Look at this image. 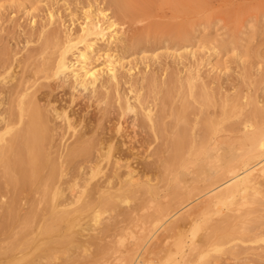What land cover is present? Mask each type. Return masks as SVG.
I'll return each mask as SVG.
<instances>
[{
  "label": "rangeland",
  "instance_id": "obj_1",
  "mask_svg": "<svg viewBox=\"0 0 264 264\" xmlns=\"http://www.w3.org/2000/svg\"><path fill=\"white\" fill-rule=\"evenodd\" d=\"M112 1L0 0V88L11 85L12 79L16 76L17 78L15 79L21 77L27 79L28 86H31L33 90L37 87L39 89V84L45 83L48 85L39 90L38 93L44 89L50 91L51 87L49 84L55 83V76L52 73L50 76L45 75L39 71V67L49 59L50 61L55 59L57 53L63 47V41L67 33L76 35L79 32L81 24L84 21L90 20L93 16L100 18L101 23L107 18H111V20L116 19L117 27H114H125L128 36L135 32L150 37L151 42L149 44L144 41L133 49L126 51L127 53H122L123 55L118 51H115L113 54L119 58L124 56L122 62L127 65V69L132 68L133 75L135 74V77L141 79V84L137 86L144 87L143 89L141 88V93L147 97V100L150 99V105L154 108L153 112L163 118L165 116V121L174 122L182 126L185 124L184 119L182 116L176 117L175 115V111L178 112L182 104V98L180 97L184 96L190 101L192 100V108L187 112L189 113L187 114L188 132L194 139H200L202 134L200 126L203 125V121L213 120L214 132H211L207 137L209 140L207 145H210V148H203L199 142H196L194 143L196 147L192 146L189 149H185L182 153V158L173 166H169L162 161H155L157 164L149 162L144 158V155L146 153L153 154L154 152L152 151L157 149L161 144V140L157 138L155 131L147 128H144V131H142L141 127L138 128L136 126L137 137L141 140L137 142L138 145L135 142L139 147V149L135 150L138 152V155H136V158L123 161L124 163L122 162V166L119 167L120 175L118 174L119 177L117 178H108L115 169L111 165V162L107 161L108 158L97 161L96 158L87 160L84 157H79L75 159L76 161L59 163L55 167L57 173L54 172V176L50 181L48 180V183L44 180L43 185L40 187L41 189L36 188L37 192L30 189L20 191L22 193L17 198L18 203H16L15 207L17 206V209L23 212L28 209L31 199L34 196H38L43 187L45 188V184L50 185L47 187L48 192H51V199L47 201L48 203L42 204L44 210L42 218L33 226V231L30 235L33 237V241L26 247L18 244L14 238L13 231L6 227L4 223L7 207L14 203L11 196L13 194L12 188L7 187L5 181H2L0 184V200H2L0 201V264H45V262L46 264H214V223H226L225 217L231 213L236 218V222L245 221L248 227L252 226V229L243 230L244 226L241 223L233 222L234 226H236L234 229L236 232L239 230L241 238L234 235L227 237L219 236L215 238V243L222 244V252H227L228 250L231 252L234 248L241 247L242 251H240L236 259L231 261H237L238 264H264V183H262V181L264 182V175L260 172L261 170L255 171L258 183L248 187L246 192L243 193L244 196L241 192H235L234 196H231V200H229L233 201V203L228 201V205L222 202L218 204V199L216 198L215 207H211V212L207 209V206L213 198L210 193L207 194L209 188L205 187L204 178L202 179L201 175H198L199 170L204 169V167L200 166V162L206 161L208 169L214 166V170L220 169L222 171L226 167V158L236 155V153L240 154H237L238 158L241 157L239 162L235 163V166L238 165L236 169H239H237V172H243L248 168V165L249 167L255 166L256 168L261 165V163H258L263 155L260 157L256 156V158L250 156V153L247 152L249 147L247 138L257 133L264 136V0H135L136 4L145 5L146 8H143L144 10L138 14L137 19H126L135 25V27H132L133 30L130 31L128 30V24L122 22V25L121 20L117 19L120 15ZM179 7L185 9L181 10ZM170 25H174L172 27L173 35H176L177 29L178 31L186 30V38L179 39V37L168 35L167 29L170 28ZM138 27L139 29L137 30L136 28ZM5 57H8L10 63H12L11 70L9 69L7 72H4L2 68V62ZM71 57L73 56L71 55ZM102 60L103 57L96 60V62L99 63ZM122 71L126 72L127 70L122 69ZM174 71L179 77V81L182 80L186 84V88L184 89V94L181 92L182 87L181 90L177 89L178 93H181L180 97L177 96V93H175L177 97L173 96L176 99L174 102L175 109L177 108L173 112L171 106L161 103L162 99H160V95L163 93L164 86H161L159 81H163L168 76V73ZM149 76L155 77L157 81L159 80L156 85H148V80L143 82L144 84L142 83L143 78ZM14 82L16 80H13ZM189 82L192 83V86L195 85V95L190 92ZM129 88V83L122 82L120 86L121 93L126 94L130 92L128 91ZM201 89L206 96L198 94ZM87 93L89 92H86V95H88ZM53 96L58 99L54 104L58 112L60 111L59 113H64L67 110L68 114H73L72 109H75L76 106L66 107L65 101L59 98V96L67 97L63 94L61 88L53 91ZM218 96L221 98H217ZM219 101L220 104H218ZM231 102L232 104H230ZM225 103L226 106H224ZM203 104H206L207 107ZM158 105L164 110H161ZM7 106L6 104H2L0 109H4ZM251 106L255 110H252ZM99 107L101 108L102 105ZM109 107H107L108 111L105 112L102 119L99 116L102 115L101 111L94 105L78 110V113L73 117V128L64 127L59 130L60 134L56 137L57 144L52 149V154H56V156L64 155L66 153V146H63V144H67L75 138L76 134L72 136L74 132L79 133V131L86 130L88 131V136L100 137L107 134V132L108 134L119 135L124 130H132L130 122L136 114L138 115L139 109L121 117L113 112V108ZM258 107L261 109L259 110L260 112L258 111ZM138 108L140 107L138 106ZM197 109L199 112H197ZM159 110L161 111L159 112ZM226 110L229 111L227 112ZM194 113H196V116ZM191 118L196 121L191 120ZM108 122L110 125H108ZM232 125L235 127L240 126L241 129L234 128ZM105 127L108 128L106 129ZM119 128H121L120 133H116ZM62 130L63 132H61ZM9 135V133L4 134L5 137H9ZM141 135L143 137L147 136V138H143ZM167 136L170 137L169 135ZM148 139L150 141H147ZM143 142L145 145L140 146ZM149 144L151 145L150 148ZM146 146L148 148L147 152L145 151ZM208 151L214 157L211 156L209 158ZM122 152L129 151L125 149ZM165 153L167 155L169 151L166 150ZM129 168L132 171L131 173L128 171ZM1 170L2 167L0 166V173ZM172 171L175 172L172 173ZM102 180L105 182L103 183ZM131 180L135 184H132ZM100 182L105 186L109 185V189L121 186L125 192L130 190L129 187L131 185H134L135 191L133 193L126 192L127 197L124 196L125 198H118L114 208L96 207L95 204L98 200L99 192L93 186ZM222 182L220 180L214 183V187ZM175 184L179 185V190H182V192H190L192 195L189 196L187 194L182 198L183 201L182 199L178 200L174 191ZM75 185L77 189H75ZM60 186H62V189ZM224 186L218 189H224ZM148 187L152 189V192L148 191ZM172 187L173 190L171 189ZM175 189L178 188L176 187ZM54 191L57 193L52 198ZM216 191L217 189L214 193ZM221 192L224 193L225 189ZM68 194L70 198L74 195L73 199H70ZM68 199L70 200V204ZM71 200L74 201L71 202ZM51 201L54 205L64 209L65 217H63L56 228L42 229L47 225L48 217L51 219L49 212ZM55 201L58 202L56 203ZM87 202L93 203L92 210H90L91 207L89 208L90 211L83 209ZM188 203L190 204L187 205ZM201 203L204 205L203 207ZM137 207L140 208L137 209ZM214 209H219V212L213 214ZM193 214L194 217L192 216ZM241 215L244 216L241 217ZM157 217L163 218H161L162 220L158 224H155L152 221ZM146 220L149 222L147 223ZM242 238L244 241H242ZM226 240H232V244ZM53 241L56 243L53 244ZM228 255L226 254L225 257ZM44 258H48V261ZM43 259L44 262L42 261ZM80 259L83 260L81 261Z\"/></svg>",
  "mask_w": 264,
  "mask_h": 264
},
{
  "label": "bare ground",
  "instance_id": "obj_2",
  "mask_svg": "<svg viewBox=\"0 0 264 264\" xmlns=\"http://www.w3.org/2000/svg\"><path fill=\"white\" fill-rule=\"evenodd\" d=\"M112 3L114 5V7L117 8V11L119 12V15L121 16V17L116 16L117 19H120L121 23L123 22L124 24H128V26H129L128 30L129 31L133 30L132 27H135V25H133L134 23H131L127 20L137 19L138 14L146 8L145 5L136 4L135 0H113ZM179 8H181V7H179ZM182 9L183 8H181V10ZM123 23H122V25H123ZM116 25H117L116 19L111 20V18H107L104 22L101 23L100 18L93 16L90 20L84 21V23L81 24L79 32L76 35H74L72 33H67V36H66L65 40L63 41V45H62L63 47L57 53L55 59L53 61H50V59H49L45 64L40 65V67H39V71L43 72L45 75L50 76V74L52 73L55 76V83L49 84V86L51 87L50 91L44 89V90L40 91V93H38L39 90H41L44 87H47L48 85L45 83H42L41 85L39 84V89H37L38 88L37 87V88H35V90H33V88H31V86H28L27 79H25L24 77L15 79V78H17L16 76L12 79V82L10 81L11 85H7L5 83V85H7L8 87L3 86L2 88H0V106L2 104L3 105L6 104V106H7V104H8V106L5 107L4 109H0V166L2 167V170L0 173V184L2 181H5L6 186L12 188L13 194L11 196H12V202L14 203V204H10L9 207H7L4 223H5L6 227L10 228V230L13 231L15 240H17L18 244H20L23 247H26L27 245L32 243L33 237L30 235H31V232L33 231L32 230L33 226L36 223H38V221L42 218V213L44 211L42 208V204L47 202L49 199H51L50 198L51 192L50 193L48 192V187H47L49 184L48 185L45 184V188L43 187V190L42 191L40 190L39 195L34 196L31 199V202L29 204L28 209L23 211V212L22 211L20 212L17 209L18 208L17 206L15 207L16 203H18L17 198H19L18 197L19 194L22 193L20 191H25L27 189L36 190V188L41 189L40 187L43 185L44 180L48 183V180L50 181L52 179V177L54 176V172H56L55 167L58 166L59 163H63L64 161L65 162L66 161H69V162L74 161L76 158H79V157L80 158L84 157L87 160L88 159L91 160V158L92 159L96 158L97 161H101L103 159L108 158L107 161L111 162V165H113L115 168L112 171V173L109 175L108 178H110V179H114V177L117 178V177H119L118 174L120 172L119 167L122 166V164L124 163L123 161H129L131 158H136V155H138V152H136L135 150H137V148L139 149V147L137 146L138 145L137 142H140L141 140L137 137V130L135 128L136 126H138V128L141 127L142 131H144V128L151 129L152 131H155L157 138H159L161 140V144L157 147V149L155 151H152V152H154L153 154L152 153H149V154L146 153L144 155L145 156L144 158L147 159L149 162L162 161L169 166H173L182 158L183 151L185 149L191 148L192 146H195L194 143H196V142H199L200 146L203 148H208V147L210 148V145L209 146L207 145L208 141H209L207 139V137L211 132H214L213 120L209 119V120L203 121V125L200 126V128L202 130V134H201L200 139L197 138V139H199L198 141H197V139H194V137L189 134L188 127H187L188 126L187 125V114H189V113H187V112L189 109L192 108L191 106L193 103L191 102L192 100L190 101L187 97H184V96L180 97L179 96L181 93L180 92L178 93L177 89L181 90V87H182L181 92L184 94V89L186 88V84L182 80L179 81V79H178L179 77L177 76L175 71L172 73L171 72L168 73V76L166 78H164L163 81L161 80V82H160L158 80L159 84L161 86H164L163 87V93H162V95H160V97H161L160 99H162L161 103H163V105L168 104V106H171V109L174 112V109L176 107L174 105V102L176 101V99H175V97L173 98V96H176L175 93H177V96L182 98L181 99L182 104L180 105V103H179L180 109L178 110V112L175 111L176 112L175 115H176V117L182 116L185 124L180 126V124L170 122V121H165L164 114H163V116H164V118H163L162 116H159V114H156L153 112L154 108H152L150 105V103H151L149 101L150 99L147 100V97H145V95H143L141 93V91H142L141 88L143 89L144 87L143 86H141V87L137 86L138 84H141V79H139L138 77H135L134 76L135 74L133 75L132 68L127 69V65H125L122 62V59H124V56L119 58L118 56L113 54L115 51H118L121 54L125 53L126 51L133 49L135 46H138L139 44H141L144 41H146L149 44V42H151L150 37L144 36L140 33L137 34L135 32H134V34H131L130 36H128L126 34L127 29H125V27H122L119 24L122 28L121 27L116 28L117 27ZM114 26H116V27H114ZM154 27H156V26L154 25ZM172 27H174V25H170V28L167 29L168 35H170L172 37H179V39L186 38V36H187L186 30L178 31V29H177L176 35H173ZM175 27H177V26L175 25ZM136 29L138 30L139 27ZM122 33H123V35H121ZM30 53H31V51H30ZM71 55L73 57H71ZM101 57H103V60L101 62L97 63L96 60H98ZM39 59H40V57H39ZM20 60H22V59H20ZM33 62H32V64H33ZM2 63L1 64H2V68L4 69V72H7L12 67V63H10V59H8V57H5ZM23 67H24V65H23ZM31 69H32V66H31ZM122 69H125L127 71L123 72ZM16 70H18V69H16ZM35 78H36V76H35ZM124 79H125V81H124ZM13 80H16V82L13 83ZM145 81H147L148 85L149 84L156 85V83L158 82L157 79L153 76H149L146 78L144 77L142 83ZM122 82H126V83L130 84V88L128 91H130L132 93H130V92H127L126 94L121 93L120 86H121ZM162 84H164V85H162ZM194 86H192V83L189 82V89H190V92L193 93V95H195V91H196V90H194ZM197 87H198V85H197ZM57 88H61L63 91V94L67 96V97L64 96L65 98L59 96V98H61L62 101H65L66 107L70 108V107L76 106L75 109H72L73 114L72 113H71V115L68 114L67 110L64 113H59L60 111L58 112V109L56 108V106L54 104V103H56V101L58 99L53 96V91L57 90ZM127 88H128V86H127ZM158 88H159V86H158ZM126 91H127V89H126ZM86 92H89V93H87L88 95H86ZM122 92H123V90H122ZM160 92H161V90H160ZM187 92H189V91H187ZM155 93H156V91H155ZM150 94H151V92H150ZM198 94L200 96H203V95L206 96V94L204 93V91H202V89ZM158 95H159V93H158ZM219 97L220 96H218L217 98H219ZM195 100H197V99H195ZM200 100H201V98H200ZM197 101H199V100H197ZM229 101H230V99H229ZM223 102H224V100H223ZM255 103H256V101H255ZM104 104H105V106H104ZM218 104H220V101L218 102ZM230 104H232V102ZM93 105L95 107H98L99 111H101L102 115H99L100 119H102L103 118L102 116H104L105 112L108 111V108H107L108 106H110L109 108H113V112H115V114H117L121 117L128 115L130 112L136 111L139 109L138 115L134 112L136 115H135L134 119L132 118V121L130 122L131 124L129 123L132 130L127 129V130H124L120 133L121 128H119V130H117V132H116V133H120L119 135H112V134H108V132H107V134L100 136V137H93V136L90 137V136H88V131H86V130L79 131V133L74 132L72 136H74L76 134L75 138L71 142L68 141L69 143L63 144V146H66V153L64 155L61 154V155H57V156H56V154H52L53 153L52 149H54V147L57 144L56 137L60 134L59 130L61 128L63 129L64 127H69V128L72 127L73 128V126H72L73 117H74V115H76L78 113V110L84 109L86 106L89 107V106H93ZM101 105H102V107L100 108L99 106H101ZM160 105H158V107H160ZM203 105L206 106V104H203ZM222 105H223V103H222ZM138 106L140 108H138ZM224 106H226V103ZM161 107H162V105H161ZM206 107H205V109L208 110ZM219 107H220V105H219ZM251 107L253 108V106H251ZM210 108H211V106H210ZM161 110H164V109L161 108ZM161 110H159V112ZM165 110H166V108H165ZM252 110H255V108H253ZM259 110H261V109H259V107H258V111ZM197 112H199L198 109H197ZM91 113H93V112H91ZM214 113H215V111H214ZM194 114L196 116V113H194ZM252 114H254V113H252ZM192 115H191V117L194 118V116H192ZM85 116H86V114H85ZM99 116H97V117H99ZM173 117H175V116L173 115ZM212 117H213V115H212ZM260 117H261V115H260ZM177 120H178V118H177ZM191 120H193V119L191 118ZM244 120H246V119H244ZM248 123H250V122H248ZM105 124H104V126H105ZM254 124H255V122H254ZM108 125H110L109 122H108ZM228 126L230 127V125H228ZM124 127H125V124H124ZM232 127L241 129L240 126L235 127L232 125ZM94 128L96 129L95 125H94ZM226 129H229V128H226ZM70 130H73V129H70ZM222 130H221V132H222ZM109 131H110V129H109ZM196 131H198V130H196ZM61 132H63V130ZM6 133L10 134L9 137L4 136V134H6ZM167 135H169L170 137H168ZM141 137H143V136L141 135ZM145 137L147 138V136H145ZM145 137H143V138H145ZM218 138H219V136H218ZM227 139H229V138H227ZM160 140H159V142H160ZM147 141H150V140L148 139ZM151 141H153V140H151ZM60 142H61V139H60ZM135 142L137 145L135 144ZM144 142L141 143L140 146H144L145 143H147V142H145V143ZM247 142H248V146H249L247 152L250 153V156L260 157L263 155V157L260 159V162L258 163V164L261 163V165L257 168L255 166L249 167V165L247 164L248 168H246L243 172H237L239 169L238 168H237L238 170L236 169V167L238 165L235 166V163L239 162V159L241 158V157L238 158V156H237L238 153H236V155L229 156V158L228 157L226 158L227 159L226 165H225L226 167H224L222 169V171H220V169L214 170V166H212L211 169H208L206 161L200 162V166L204 167V169L203 168L200 169L198 175H201L200 177L202 179L204 178L203 179L204 185L206 188H209L208 191L206 190L207 194L210 193L211 197L213 198V200L207 206V209L210 210V212L212 209L211 207H213L217 201V200H215L216 198L218 199V201H217L218 204H219V202L226 203V204L229 202L233 203V201H229V200H231V196H234L235 192L238 191V192H241L243 194L244 192H246L248 187H250L253 184L258 183L257 178L255 177V171L256 170H258V169L261 170L260 172H262L264 175V136L260 135V133L252 134L249 138H247ZM147 146H146L145 151L148 150ZM150 146L151 145L149 144V148H150ZM223 147H224V145H223ZM57 149H58V146H57ZM125 149L128 150L129 152H122ZM152 149L154 150V148H152ZM236 149H238V148H236ZM239 149H241V148L239 147ZM166 150L169 151V153L167 155H166V153L164 154V152ZM210 151H208L209 158L211 156L214 157V155L210 154L211 153ZM212 153H214V152H212ZM222 153H223V151H222ZM140 154H141V152H140ZM231 154H232V152H231ZM241 154H244V153H241ZM191 155H192V153H191ZM206 155H207V152H206ZM238 155H240V154H238ZM250 156H249V158H250ZM96 159H95V161H96ZM134 161H136V160H134ZM207 161H209V160H207ZM219 162H220V160H219ZM149 168L151 169V167H149ZM182 169H183V167H182ZM132 170H134V169H132ZM128 171H129V173L132 172L130 168ZM145 171H146V169H145ZM167 172L170 173L169 171H167ZM174 172L175 171H172V173H174ZM260 172H258V173H260ZM181 174H182V172H181ZM185 174H187V173H185ZM104 175H105V173H104ZM161 175H162V173H161ZM126 176H129V175H126ZM59 178H61V177H59ZM53 179H55V178H53ZM261 179H262V176H261ZM83 180H84V178H83ZM220 180H222L223 182L221 184H219L218 186L214 187V183H217ZM78 181H79V179H78ZM102 182H103V180H102ZM130 182L132 183L133 181L131 180ZM53 183H54V180H53ZM103 183L100 182V183H97L93 186V188H95V190H97L99 192V197L97 198L98 200L95 204L96 207L102 206V207H108V208L113 207L114 208L116 206V201L118 198L121 199L122 197L126 196V192L127 193L128 192L133 193L135 191L134 185H131L129 187L130 190L125 192V190H122L123 188H121V186L118 188L109 189V187H108L109 185L105 186V185H103ZM183 183H181V184L183 185ZM262 183H264V182L262 181ZM77 184L79 185L78 182H77ZM132 184H135V182ZM175 185L176 186H174V191H175V196L177 197L178 200L184 198L187 194L189 196L192 195L190 192H185V191L182 192V190H179V188H180V187H178L179 185H177V184H175ZM223 185H225L224 186V189H225L224 193L221 192L224 189H218V188H221ZM128 186H129V184H128ZM61 187L62 186H60V188ZM74 187H76L75 189H77L76 185ZM176 187L178 189H175ZM206 188H204V189H206ZM171 189L173 190V187ZM216 189H217V191L214 193V191ZM6 190H7V188H6ZM201 190H203V189H201ZM37 191L38 190H36V192ZM59 191H61V190H59ZM148 191L152 192V189L148 187ZM72 192H74V191H72ZM55 193H57V192L54 191V193L52 194V198L54 197ZM71 194H70V196H71ZM75 195H77V194H75ZM80 195H81V193H80ZM243 196H244V194H243ZM68 197H69V194H68ZM72 197L71 198L69 197V198L73 199ZM141 197H143V196H141ZM77 199H78V197H77ZM0 201H2V200H0ZM72 201H74V200H71V202ZM182 201H183V199H182ZM64 202H66V201H64ZM184 202H186V201H184ZM156 203H158V202H156ZM159 203H160V201H159ZM190 203H188L187 205H189ZM69 204H70V200H69ZM92 204H91V202H87L84 205L83 209L88 210V211L92 210V207H93ZM149 204H151V203H149ZM50 205H51V207H50L49 212L51 214L50 215L51 219H50V217H48L47 225L42 229H52L54 227L56 228V226L59 225V223L62 221L63 217H65L64 216V212H65L64 209L59 208L58 206L54 205L52 201L50 202ZM201 205H202V203H201ZM230 205H232V204H230ZM7 206H8V203H7ZM203 206L204 205H202V207ZM147 207H149V206H147ZM162 207H164V206H162ZM89 208H90V210H89ZM134 208H136V207H134ZM138 208H140V207H137V209ZM75 210H76V208H75ZM78 210H80V209H78ZM156 210H157V208H156ZM247 210H248V208H247ZM198 211H200V210H198ZM201 211H203V210H201ZM156 212L158 213V211H156ZM218 212H219V209H214L213 214H217ZM259 212H261V211H259ZM150 213L152 214V212H150ZM66 214H67V212H66ZM252 214H253V212H252ZM67 215H66V217H68ZM196 215H198V214H196ZM234 215H235V213H234ZM244 215H241V217H243ZM262 215H263V213H262ZM161 216H162V214H161ZM192 216L194 217V214ZM192 216H191V219H192ZM161 218H163V217H157L152 222L153 223L155 222V224H158L162 220ZM188 218H190V217L188 216ZM109 221H110V219H109ZM225 221H226V223H223V224L222 223H217V224L214 223V264H238L237 261H236L237 262L236 263L235 261H231V260L237 258V255H239L240 251H242L241 247L240 246L238 248L236 247V248H234V250H231V252L229 250L227 252H222V249H223L221 247L222 244L215 243V238L219 237V236L220 237H222V236L227 237V236H231V235L238 236V238H241L239 236V234H240L239 230H237V232L235 231L234 227H236V226H234L235 224L233 222L239 223V224L241 223L244 226L243 230H245V229L251 230L252 226L248 227L246 225L247 222H245V221L236 222V218L233 217L232 213L226 215ZM146 222H147V220H146ZM93 223H94V221H93ZM130 223H131V221H130ZM261 223H262V221H261ZM143 224H144V222H143ZM219 233H221V235H219ZM41 235H43V234H41ZM62 238H64V237H62ZM2 239H4V238H2ZM231 241L232 240L227 241V242L231 243ZM242 241H244V239ZM55 243L56 242L53 241V244H55ZM62 245H64V244L62 243ZM10 248H12V247H10ZM50 251H51V249H50ZM84 254H86V253H84ZM226 254H229V255L225 257ZM43 256H45V255H43ZM85 256H87V255H85ZM78 257H79V255H78ZM44 259H46V258H44ZM44 259L42 260L43 262H44ZM70 259H71V257H70ZM45 264H46V262H45Z\"/></svg>",
  "mask_w": 264,
  "mask_h": 264
}]
</instances>
